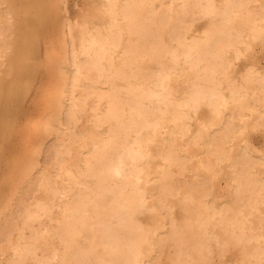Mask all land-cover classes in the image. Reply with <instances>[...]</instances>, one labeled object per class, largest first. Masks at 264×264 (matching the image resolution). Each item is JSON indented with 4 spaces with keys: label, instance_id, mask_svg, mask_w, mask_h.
<instances>
[{
    "label": "bare ground",
    "instance_id": "6f19581e",
    "mask_svg": "<svg viewBox=\"0 0 264 264\" xmlns=\"http://www.w3.org/2000/svg\"><path fill=\"white\" fill-rule=\"evenodd\" d=\"M27 1L35 19L20 20L34 29L16 37L14 76L1 82V138L22 111L31 118L11 101L48 16ZM98 23L66 38L55 161L32 176L43 195L21 216L15 208L0 264H161L166 247L167 264H209L230 247L237 264H264V154L238 147L247 129L264 128V70L256 59L235 70L264 42V0H101ZM223 174L228 195L209 200Z\"/></svg>",
    "mask_w": 264,
    "mask_h": 264
},
{
    "label": "rangeland",
    "instance_id": "374dc122",
    "mask_svg": "<svg viewBox=\"0 0 264 264\" xmlns=\"http://www.w3.org/2000/svg\"><path fill=\"white\" fill-rule=\"evenodd\" d=\"M4 1L6 2L0 0L2 4L0 5V13L2 14H0V26L3 25L1 28L5 30V32L2 30L4 34L0 33V45L2 44L4 47L2 51L3 55L0 54V88L2 87L3 79V81L6 82V80L9 81L14 76L15 66H13L10 58L16 52V37H22L25 33V26L28 25L32 27L29 22L23 25L22 22L24 21L20 20V18L26 16L30 20H33L35 19L36 13V9L29 6L27 0ZM58 2V7L52 10L51 0H38V3L42 5L41 13L47 15L48 19L45 26H43L41 30L39 29L40 34L38 32L32 41L36 49H33L34 51L31 52L30 55H27L25 59V63L27 62L28 64H26L27 70L25 74L20 77V87L18 88L20 101H11V104L20 110L21 108L22 110H27V108L31 109V118H25L26 112L22 111L23 114L20 113L16 117V120H14L16 123L13 122L12 127L7 130L5 136L3 135V138L0 137V152H4L0 161V211H3L2 213L0 212L1 245H5L9 237H16V233H11V231L13 232L11 226H18L17 223L20 216L24 214V209L28 207L26 205L34 201L33 197L39 198L43 195L42 191H36V180H38L43 166H46L47 162V166H52L55 161V151L51 152V149L54 148L53 150H56V146L59 145L57 143H60L58 138L60 134L58 132L63 129L57 118V103L60 95L62 73L64 68L68 70V66L63 64V54L67 43L66 38L70 31L76 33V36L79 38L85 26L94 28L99 24L101 0H58ZM3 3L5 7L8 6V4L9 6L5 8L3 7ZM11 9L14 10L12 11ZM10 15H13V17H10ZM8 17H10V19ZM205 22L206 18H199L195 21L194 28L196 32L203 27ZM2 23L8 26L5 27ZM253 59L257 60V69L264 70V42H255L253 50L236 61L235 70L238 72L237 74L239 75L252 67ZM21 96L23 97L21 98ZM67 96L68 95L65 94V96L63 95L61 97V103H67L68 98H64ZM41 109L45 111L44 122L38 124L37 117L39 114H37V112ZM200 114L203 119L207 120L208 109L204 107L200 110ZM246 132L242 135L244 139L241 137L242 139L239 143L243 146L238 144L239 150L244 151V149H247L248 152H252L251 154L262 157L264 154V128L262 126H254L247 129ZM8 135L11 137L10 139H8ZM243 140L248 142L245 143ZM231 143L233 144L234 142H230V144ZM54 144L57 145L53 146ZM259 150L263 153H260ZM50 156L52 161H50ZM34 157L37 160H33ZM35 162L38 163V165H35L33 169L34 165L32 163L35 164ZM190 175V172H187L186 176L190 177ZM32 176H36V180L34 179L35 177L32 178ZM179 178L182 179L185 177L181 175ZM226 181V175L223 174L218 181L220 191H216L215 194L210 195L209 200L214 199L215 196L217 198L219 194L222 199L228 195ZM34 189L36 192L33 191ZM15 208H18L22 213H19ZM16 211L19 213V217ZM174 211L177 220L180 222L182 219L181 210L176 206ZM10 213L13 214L12 217ZM4 215L6 216L4 217ZM7 216H9L10 219H8L9 217L7 218ZM16 217L19 219H16ZM13 219H16L14 220L16 221L15 223L12 221ZM7 221L12 225L9 223L8 226ZM141 221L146 226L151 227L153 224L148 215H141ZM5 222H7V225ZM3 223L6 227L2 226ZM1 227L7 228L8 230L4 228L1 229ZM2 232L4 233L1 234ZM4 235L6 237H4ZM238 258L239 252L236 248H226L222 252L216 248L211 256L209 264H237ZM160 260L161 264H167L168 247L162 252Z\"/></svg>",
    "mask_w": 264,
    "mask_h": 264
}]
</instances>
